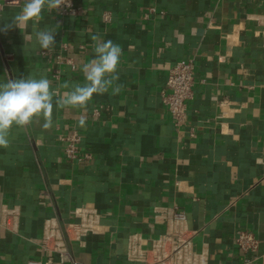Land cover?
I'll return each mask as SVG.
<instances>
[{
	"label": "crops",
	"instance_id": "obj_1",
	"mask_svg": "<svg viewBox=\"0 0 264 264\" xmlns=\"http://www.w3.org/2000/svg\"><path fill=\"white\" fill-rule=\"evenodd\" d=\"M76 1L78 14L45 10L36 25L57 31L53 51L36 44L31 22L0 32V83L46 77L58 95L71 91L98 33L122 48L121 89L94 94L86 108L54 105L48 129L43 119L13 126L0 147V264H143L127 256L130 236L159 235L156 214L173 206L204 264H262L264 0ZM23 3H5L0 26ZM182 60L194 64V98L177 124L161 93ZM73 129L91 158L65 156L60 138ZM80 207L99 213L98 231L66 237L69 258L44 250L47 221L65 228ZM240 230L255 234L256 252L237 246Z\"/></svg>",
	"mask_w": 264,
	"mask_h": 264
},
{
	"label": "built area",
	"instance_id": "obj_2",
	"mask_svg": "<svg viewBox=\"0 0 264 264\" xmlns=\"http://www.w3.org/2000/svg\"><path fill=\"white\" fill-rule=\"evenodd\" d=\"M11 0H0V9ZM71 7H64L53 11L59 16L76 15L82 6L76 0H70ZM195 71L191 61L177 62L170 70L162 99L166 108L176 123H181L190 101L194 98ZM65 156L79 162L91 158V154L82 151V135L73 129L61 138ZM156 221L165 224V229L154 237H145L142 233L130 236L127 245V256L130 260L143 264H204L203 254L196 253L193 248V233L188 225V218L184 210L177 206L159 210ZM100 227L99 213L92 209L77 208L75 218L65 228L59 227L52 221H47L44 228L42 247L52 254H61L69 258L66 250L65 238L80 239L90 233H96ZM236 244L245 253L256 252L259 241L251 231L240 230L236 234ZM49 257L45 264H52ZM27 264H43L42 261L31 259ZM74 264H79L74 262ZM264 264V256L262 259Z\"/></svg>",
	"mask_w": 264,
	"mask_h": 264
},
{
	"label": "clouds",
	"instance_id": "obj_3",
	"mask_svg": "<svg viewBox=\"0 0 264 264\" xmlns=\"http://www.w3.org/2000/svg\"><path fill=\"white\" fill-rule=\"evenodd\" d=\"M62 6L71 7L70 0H24L21 11L11 23L0 26V32L7 33L13 27L26 28L31 22L36 44L43 50L53 51L57 31L53 28L40 29L36 25L45 10L59 11ZM90 39L95 55L81 65L84 83L72 85L71 91L63 95H58L46 77L9 78L0 83V147H9V134L13 126L24 128L43 119L45 129L52 127L54 105L58 109L86 108L94 94L103 95L110 88L113 94L119 93L121 85L115 82L119 80L118 67L122 48L110 39H102L98 33L92 34ZM62 87L67 89L69 84L66 82ZM84 123L81 119L80 125L83 126Z\"/></svg>",
	"mask_w": 264,
	"mask_h": 264
}]
</instances>
